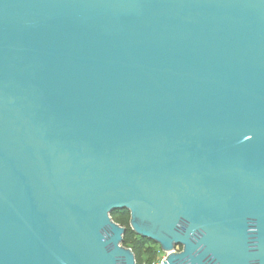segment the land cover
<instances>
[{
  "label": "water",
  "instance_id": "95a60500",
  "mask_svg": "<svg viewBox=\"0 0 264 264\" xmlns=\"http://www.w3.org/2000/svg\"><path fill=\"white\" fill-rule=\"evenodd\" d=\"M264 264V0H0V264Z\"/></svg>",
  "mask_w": 264,
  "mask_h": 264
},
{
  "label": "trees",
  "instance_id": "16d2710c",
  "mask_svg": "<svg viewBox=\"0 0 264 264\" xmlns=\"http://www.w3.org/2000/svg\"><path fill=\"white\" fill-rule=\"evenodd\" d=\"M117 224L126 228L123 245L134 253L136 264H155L162 254L159 245L146 238L136 235L129 227V212L127 210L115 211L111 214Z\"/></svg>",
  "mask_w": 264,
  "mask_h": 264
},
{
  "label": "built area",
  "instance_id": "2783aa9c",
  "mask_svg": "<svg viewBox=\"0 0 264 264\" xmlns=\"http://www.w3.org/2000/svg\"><path fill=\"white\" fill-rule=\"evenodd\" d=\"M162 254H164L163 252H162ZM161 254V255H162ZM165 255V254H164ZM159 259V258H158ZM164 258H162V259H160V262L158 263V261L155 263V264H162V260H163Z\"/></svg>",
  "mask_w": 264,
  "mask_h": 264
},
{
  "label": "rangeland",
  "instance_id": "374dc122",
  "mask_svg": "<svg viewBox=\"0 0 264 264\" xmlns=\"http://www.w3.org/2000/svg\"><path fill=\"white\" fill-rule=\"evenodd\" d=\"M164 257H165V255H164V254L160 255V256H159L158 263L160 262V259H162V258H164Z\"/></svg>",
  "mask_w": 264,
  "mask_h": 264
}]
</instances>
